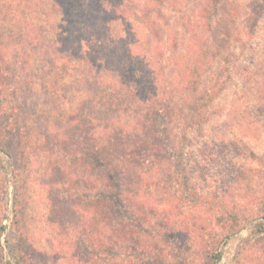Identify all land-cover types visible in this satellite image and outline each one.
<instances>
[{"label": "trees", "instance_id": "obj_1", "mask_svg": "<svg viewBox=\"0 0 264 264\" xmlns=\"http://www.w3.org/2000/svg\"><path fill=\"white\" fill-rule=\"evenodd\" d=\"M162 2L53 0L52 5L61 7L64 26L70 22L73 25L72 18H77L75 24L94 25L98 30L104 26L106 34L112 28L120 30L116 37L110 35L107 38V48L101 50L103 54H112V57L105 58L116 64L115 70L109 71L105 60L100 62V67L97 66L98 60L91 58L72 62L75 73L80 72L76 75L77 85L74 87L84 88L86 84L99 88L98 85H104L103 88L107 89L106 101L103 98L106 110L95 111L94 104L85 109L83 100H80L81 103L70 110L67 121L60 123L62 128L47 129L42 135L46 144L42 148L47 156L48 176L44 180L49 186V219L60 242L57 245L54 241L52 250H57L59 255V250L71 249L74 253L68 252L65 256L72 264H141L142 260L146 264L160 251L156 244L153 247L149 242H143L145 234L154 232L152 224L158 222L161 226L156 229L161 238L176 239L177 233L181 232L180 227L175 226V217L170 211L172 205L166 193L176 183L172 175L174 167L169 164V149L176 148L180 142L172 138L169 126L179 118L203 125L207 115H201L210 108L216 93L213 87L200 91L207 66L206 52L196 43L202 31L193 30L192 48L182 49L184 45L178 42L177 32H173L172 37V33L167 34L164 42L156 41L158 31L162 29L157 26L167 19ZM36 3L38 6V0H0V151L10 158L16 174L17 168H22L32 136L27 120L33 97L32 66L27 58L31 55L23 45L28 42L38 51L44 49L46 39L28 26L33 25L27 21L28 12L35 11ZM74 6L79 7L78 13ZM141 14L148 18L152 28L151 32H144L148 37L146 47L141 44L143 35L140 29L134 27L131 20ZM19 19L23 21L24 31L4 33L5 24L6 28L13 27L11 21ZM137 23H140L138 19ZM166 25L168 32L173 31L169 23ZM90 38L93 39V35ZM64 40H60L62 45L72 41L69 39L65 43ZM56 43L52 42L53 47ZM165 44L178 73L176 80L170 76L168 81L163 76L161 49ZM52 45H47L48 51L44 50L51 60L49 48ZM67 52L68 61L75 58L71 49ZM101 68H106L101 77L105 81L95 77L100 76ZM95 69L98 71L96 75ZM114 104L120 105L115 108ZM117 109L125 111L124 114ZM50 124L54 127L56 123ZM187 132L188 129L182 127L180 140L187 137ZM257 159L259 169L255 176L261 189L252 195L254 212L250 217H243L239 207L224 199H207L214 204L212 209L223 223L222 228L228 231H220L219 236L230 235L233 226L240 229L249 219L264 218V154ZM18 183L17 179L14 185L15 208L21 205L16 194ZM152 189L157 190L159 197ZM3 230L0 225V245ZM66 235H72L70 242H67ZM207 250L209 257L210 249L207 247ZM12 254L16 264L26 261L19 247H13ZM214 256L219 259L222 254ZM30 261L35 263V255H31Z\"/></svg>", "mask_w": 264, "mask_h": 264}, {"label": "rangeland", "instance_id": "obj_2", "mask_svg": "<svg viewBox=\"0 0 264 264\" xmlns=\"http://www.w3.org/2000/svg\"><path fill=\"white\" fill-rule=\"evenodd\" d=\"M52 4L53 0H38L35 11L28 12L27 21L33 25H27L46 39L44 49L38 51L28 42L23 45L31 55L27 58L32 66L33 97L27 120L32 136L17 174L10 158L0 151V225L4 227L0 264H16L13 247L21 248L26 257L24 264H72L65 256L68 252L74 253L71 249L59 250V255L57 250H52L53 242L57 245L60 242L49 219V186L44 180L48 176L47 156L42 148L46 146L42 135L47 129L62 128L60 123L67 121L70 110L79 105L80 100H83L85 109L94 104L95 111L106 110L103 104L108 91L104 85H98L99 88L86 84L84 88L74 87L77 85L76 75L80 72L76 74L73 70V61L96 59L100 67V62L105 60L109 71L116 69V64L105 58L112 57V54H103L101 50L107 48V38L110 35L116 37L120 30L112 28V33L106 34L104 26L98 30L94 25L75 24L77 18H72L73 25L70 22L64 26L61 7ZM161 5L167 19L157 26L162 29L158 31L156 41L164 42L167 34L172 33V37L173 32H177L178 42L184 45L182 49L192 48L193 30L202 31L196 43L206 52L207 66L200 91L213 87L216 98L201 115H207L203 125L187 123L182 118L170 123L172 138L180 142L176 148L169 149V164L174 167L172 175L176 183L166 193L172 205L170 211L175 217V226L178 225L181 232L177 233V240L161 238L157 234L161 226L158 222L152 224L155 233L145 234L143 242H149L151 246L156 244L160 251L146 264H264V230H261L264 218L249 219L240 229L233 226L230 235L219 236L220 231H228L222 228L223 223L212 209L214 204L207 201L224 199L239 207L243 217H250L254 212L252 195L261 189L255 175L259 167L257 157L264 154V0H163ZM73 9L77 13L80 10L76 6ZM137 19L133 16L132 24L140 29L143 35L141 44L146 47L148 37L144 32H151L150 21L142 14ZM11 23L14 25L11 29L5 24L4 33L24 31L21 19ZM167 23L173 31H167ZM62 38L66 39L65 43L69 39L72 41L62 45ZM52 42H57L54 47ZM49 44L52 45L49 48L52 60L45 52ZM167 46L162 47L166 50L161 49L163 76L168 81L170 76L176 80L178 73L173 68L174 61ZM68 49L75 56L69 61ZM105 69L99 72L100 76H95L99 81H105L101 78ZM94 71L96 75L98 71ZM50 123L56 124L53 127ZM182 127L188 129V135L180 140ZM17 179L16 194L21 205L15 208L14 185ZM151 191L159 197L157 190ZM66 236L70 242L72 235ZM217 253L222 254L221 258H215ZM32 254L35 263L30 261ZM143 261L141 264H145Z\"/></svg>", "mask_w": 264, "mask_h": 264}]
</instances>
